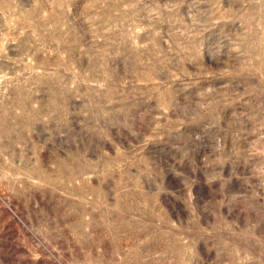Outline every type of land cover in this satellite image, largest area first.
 Here are the masks:
<instances>
[{"label": "rangeland", "instance_id": "obj_1", "mask_svg": "<svg viewBox=\"0 0 264 264\" xmlns=\"http://www.w3.org/2000/svg\"><path fill=\"white\" fill-rule=\"evenodd\" d=\"M0 264H264V0H0Z\"/></svg>", "mask_w": 264, "mask_h": 264}]
</instances>
